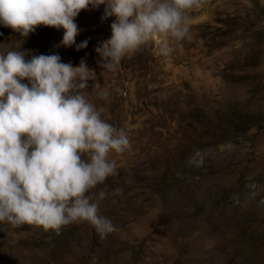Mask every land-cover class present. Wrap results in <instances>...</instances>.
<instances>
[{"label": "rangeland", "instance_id": "obj_1", "mask_svg": "<svg viewBox=\"0 0 264 264\" xmlns=\"http://www.w3.org/2000/svg\"><path fill=\"white\" fill-rule=\"evenodd\" d=\"M104 9L80 12L71 47L63 29L21 37L0 24V53L58 54L95 70L80 91L131 143L110 152L116 174L93 190L108 193L99 214L114 230L0 223V264H264V0H204L186 11L182 50L170 40L165 57L150 40L115 73L97 63L115 20Z\"/></svg>", "mask_w": 264, "mask_h": 264}, {"label": "clouds", "instance_id": "obj_2", "mask_svg": "<svg viewBox=\"0 0 264 264\" xmlns=\"http://www.w3.org/2000/svg\"><path fill=\"white\" fill-rule=\"evenodd\" d=\"M204 0H0V24L28 37L38 26L63 29L61 46L76 44L75 18L105 5L102 19L115 17L110 38L95 48L100 69L115 73L121 60L160 38L159 54L182 50L191 39L186 11ZM85 40L76 45L86 48ZM0 53V223L35 225L59 232L88 222L105 235L112 223L99 214L107 192H94L116 174L110 152L131 147L124 129L102 118L80 91L95 74L84 60L78 67L58 54ZM28 83H23L24 80ZM107 92H99L105 99ZM121 189L113 190L119 195Z\"/></svg>", "mask_w": 264, "mask_h": 264}]
</instances>
